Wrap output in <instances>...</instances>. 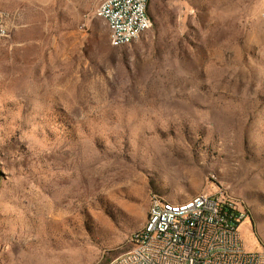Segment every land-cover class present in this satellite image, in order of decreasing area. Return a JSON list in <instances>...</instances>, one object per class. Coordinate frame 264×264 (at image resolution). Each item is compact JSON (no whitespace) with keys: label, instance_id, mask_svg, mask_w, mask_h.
<instances>
[{"label":"rangeland","instance_id":"1","mask_svg":"<svg viewBox=\"0 0 264 264\" xmlns=\"http://www.w3.org/2000/svg\"><path fill=\"white\" fill-rule=\"evenodd\" d=\"M0 10V264H106L206 192L264 251V0H150L123 47L95 0Z\"/></svg>","mask_w":264,"mask_h":264},{"label":"built area","instance_id":"2","mask_svg":"<svg viewBox=\"0 0 264 264\" xmlns=\"http://www.w3.org/2000/svg\"><path fill=\"white\" fill-rule=\"evenodd\" d=\"M95 1V15L108 20L115 30L112 46L131 45L126 34H132L134 24H141L144 32L151 26L150 0ZM8 16L0 10V21ZM9 36V28L0 30V44ZM191 202H196L194 215L169 214L153 195L147 217L154 205H162L155 236L147 232V236L131 237L132 246L123 259L115 257L106 264H264V251L248 250L242 239L240 226L249 218L246 210L208 192Z\"/></svg>","mask_w":264,"mask_h":264},{"label":"bare ground","instance_id":"3","mask_svg":"<svg viewBox=\"0 0 264 264\" xmlns=\"http://www.w3.org/2000/svg\"><path fill=\"white\" fill-rule=\"evenodd\" d=\"M110 32V42L112 44L113 38L115 37V30L113 28V25L108 21L105 20ZM6 24L4 21H0V30H6ZM144 32V29L142 28L141 24H134L132 26V34H126V43H133L139 36ZM120 47V46H117ZM200 196V195H199ZM196 196L192 199H196ZM159 198L167 209H169V214H176V215H194L196 211V202H191V200L182 203V204H172L171 202H167L165 199L155 196ZM162 216V205H154L153 211L151 213V216L146 219V222L144 225L135 232L132 237H141V236H155L157 233V225L159 224V221L161 220ZM116 259H123V254L116 257Z\"/></svg>","mask_w":264,"mask_h":264}]
</instances>
